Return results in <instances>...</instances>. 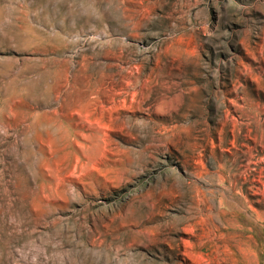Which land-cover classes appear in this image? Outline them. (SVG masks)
Masks as SVG:
<instances>
[{
  "label": "rangeland",
  "instance_id": "rangeland-1",
  "mask_svg": "<svg viewBox=\"0 0 264 264\" xmlns=\"http://www.w3.org/2000/svg\"><path fill=\"white\" fill-rule=\"evenodd\" d=\"M0 264H264V0H0Z\"/></svg>",
  "mask_w": 264,
  "mask_h": 264
},
{
  "label": "bare ground",
  "instance_id": "bare-ground-1",
  "mask_svg": "<svg viewBox=\"0 0 264 264\" xmlns=\"http://www.w3.org/2000/svg\"><path fill=\"white\" fill-rule=\"evenodd\" d=\"M174 257H177V255L175 254Z\"/></svg>",
  "mask_w": 264,
  "mask_h": 264
}]
</instances>
